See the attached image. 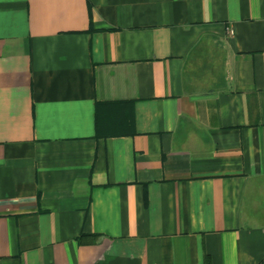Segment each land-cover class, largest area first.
<instances>
[{
	"label": "crops",
	"instance_id": "obj_1",
	"mask_svg": "<svg viewBox=\"0 0 264 264\" xmlns=\"http://www.w3.org/2000/svg\"><path fill=\"white\" fill-rule=\"evenodd\" d=\"M207 258L264 264V0H0V264Z\"/></svg>",
	"mask_w": 264,
	"mask_h": 264
},
{
	"label": "trees",
	"instance_id": "obj_2",
	"mask_svg": "<svg viewBox=\"0 0 264 264\" xmlns=\"http://www.w3.org/2000/svg\"><path fill=\"white\" fill-rule=\"evenodd\" d=\"M99 238V234H81L80 242L81 243H88V242H95ZM206 264H210L209 259L207 258Z\"/></svg>",
	"mask_w": 264,
	"mask_h": 264
},
{
	"label": "built area",
	"instance_id": "obj_3",
	"mask_svg": "<svg viewBox=\"0 0 264 264\" xmlns=\"http://www.w3.org/2000/svg\"><path fill=\"white\" fill-rule=\"evenodd\" d=\"M231 34H233V30H230Z\"/></svg>",
	"mask_w": 264,
	"mask_h": 264
}]
</instances>
